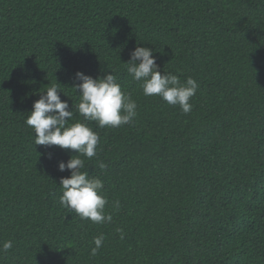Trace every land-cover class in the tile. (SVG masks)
Returning <instances> with one entry per match:
<instances>
[{
  "label": "trees",
  "instance_id": "obj_1",
  "mask_svg": "<svg viewBox=\"0 0 264 264\" xmlns=\"http://www.w3.org/2000/svg\"><path fill=\"white\" fill-rule=\"evenodd\" d=\"M137 44L154 49L162 74L199 83L188 114L127 73ZM111 70L138 107L127 125L88 122L100 139L84 170L103 181L113 217L98 224L60 204L70 171L58 162L74 151L34 145L25 120L57 81L83 120L75 73ZM7 240L0 264H264V0H0Z\"/></svg>",
  "mask_w": 264,
  "mask_h": 264
},
{
  "label": "clouds",
  "instance_id": "obj_2",
  "mask_svg": "<svg viewBox=\"0 0 264 264\" xmlns=\"http://www.w3.org/2000/svg\"><path fill=\"white\" fill-rule=\"evenodd\" d=\"M153 52V48L137 44L130 52L129 60L124 62L127 73L140 82L145 96H159L167 104L179 106L183 113L188 114L193 107L190 101L200 87L199 83L191 76L182 82L175 74H162ZM75 79L79 83H75L71 88L79 97L75 107L83 120H73V103L69 109L68 100L61 99L58 93L62 90L56 79V83L40 92L39 99L34 101L25 123L33 129L34 145L59 146L75 153L70 155L66 162H58L61 172L66 169L70 171L69 176L61 177L59 181L62 189L59 200L66 212L75 213L81 219L93 223H110L113 217L105 212L108 199L103 191V181L90 176L89 172L84 170V158L91 160L97 156L100 139L98 133L89 127L88 122H96L99 128L127 125L136 117L138 106L131 95L122 90L112 70L96 78L77 71ZM99 167L105 169L107 165L101 162ZM114 203L118 208L119 201ZM117 231H121L123 238L122 230ZM104 239L103 234L93 238L95 246L91 249L92 255L97 254ZM12 247L11 240L4 241L0 245V253H6Z\"/></svg>",
  "mask_w": 264,
  "mask_h": 264
}]
</instances>
